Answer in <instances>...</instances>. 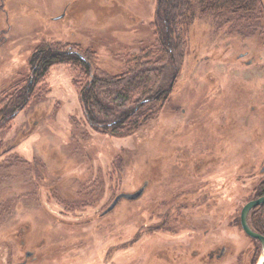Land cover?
<instances>
[{"label":"rangeland","instance_id":"obj_1","mask_svg":"<svg viewBox=\"0 0 264 264\" xmlns=\"http://www.w3.org/2000/svg\"><path fill=\"white\" fill-rule=\"evenodd\" d=\"M157 1L0 0V95L31 74L42 43L90 49L100 76L124 71L163 27ZM172 36L155 65L170 93L135 128L95 127L113 111L89 121L88 77L71 62L0 126V264H153L164 252L187 254L175 264L254 263L241 210L264 179V0L251 14L198 10L186 38Z\"/></svg>","mask_w":264,"mask_h":264},{"label":"trees","instance_id":"obj_2","mask_svg":"<svg viewBox=\"0 0 264 264\" xmlns=\"http://www.w3.org/2000/svg\"><path fill=\"white\" fill-rule=\"evenodd\" d=\"M176 2L174 0L157 1V25L155 26L162 23L163 27L156 28V38L151 46L143 48L139 54L125 61V70L121 72H110L100 76L91 59L92 51L76 43L39 45L31 58V74L13 84L11 90L6 92V96V93L0 95V126L14 118L29 103L36 85L43 80L53 65L71 62L82 66L81 70L88 77L81 87L80 97L89 121L93 123L98 112L113 111L114 120L96 121L95 127L115 126L108 132L116 135V131L122 132L128 128L131 130L137 124L145 122V118L149 115L151 116V113L142 111L145 104L153 105L151 110H154L161 106L169 95L170 89L164 88L161 83L162 71L155 65L166 63L171 55L172 32H176L180 42L188 35L198 10L201 13L213 14L228 11L251 14L257 11L262 0H176ZM113 90L123 98L122 104L116 106L107 103L106 100L110 99V93Z\"/></svg>","mask_w":264,"mask_h":264},{"label":"flooded vegetation","instance_id":"obj_3","mask_svg":"<svg viewBox=\"0 0 264 264\" xmlns=\"http://www.w3.org/2000/svg\"><path fill=\"white\" fill-rule=\"evenodd\" d=\"M262 170H264V167ZM260 198H264V179L259 183V189H258L256 195L253 198L249 199L248 201H250L252 199H260ZM245 204H244V206H245ZM243 207H242V209H243ZM241 212H242V210H241ZM250 222H251V224H250ZM248 223L254 231L258 232L259 234L264 235V201L257 204L256 206H254L250 210V212L248 214ZM241 225H242V223H241ZM252 238L254 240H256V247H255V254H254L255 259H254L253 264H258L262 258L263 252H264L263 244H262V240L260 238H255V237H252ZM213 250L210 253L211 256H214V255L223 256L224 247H223V249L221 248L218 251L219 252L218 254H215L213 252ZM256 252H257V254H256ZM180 253H182V252H180ZM180 253L179 254H173V255H170L166 252L161 253L157 257L158 260L153 261V264H175V262H177L178 258H181L183 256H187V254H180ZM149 262L150 261L146 262V264H149Z\"/></svg>","mask_w":264,"mask_h":264},{"label":"water","instance_id":"obj_4","mask_svg":"<svg viewBox=\"0 0 264 264\" xmlns=\"http://www.w3.org/2000/svg\"><path fill=\"white\" fill-rule=\"evenodd\" d=\"M146 185H147V183H145L137 191H134V192L120 193L119 195L116 196V198L114 199L112 204L106 209L105 212L112 210L121 198H126V199H137V198H139L143 194V192L146 188ZM262 201H264V198L252 199L245 204V206L243 207L242 212H241V223H242L243 229L245 230V232L248 235H250L251 237L260 238L262 240L263 249H264V235L259 234L258 232L254 231L248 223V214H249L250 210L254 206H256L257 204L261 203ZM258 264H264V258H261V260L259 261Z\"/></svg>","mask_w":264,"mask_h":264},{"label":"bare ground","instance_id":"obj_5","mask_svg":"<svg viewBox=\"0 0 264 264\" xmlns=\"http://www.w3.org/2000/svg\"><path fill=\"white\" fill-rule=\"evenodd\" d=\"M262 258H264V253H263V255H262Z\"/></svg>","mask_w":264,"mask_h":264}]
</instances>
